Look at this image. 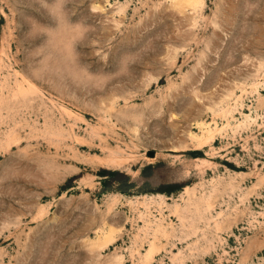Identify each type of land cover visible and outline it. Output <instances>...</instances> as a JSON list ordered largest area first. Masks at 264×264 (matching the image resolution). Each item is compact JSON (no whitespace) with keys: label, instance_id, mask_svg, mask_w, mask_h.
<instances>
[{"label":"rangeland","instance_id":"rangeland-1","mask_svg":"<svg viewBox=\"0 0 264 264\" xmlns=\"http://www.w3.org/2000/svg\"><path fill=\"white\" fill-rule=\"evenodd\" d=\"M0 264H264V0H0Z\"/></svg>","mask_w":264,"mask_h":264}]
</instances>
